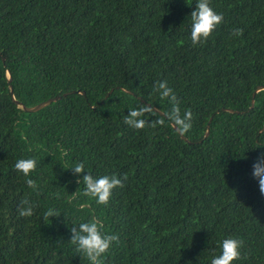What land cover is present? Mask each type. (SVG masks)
Returning <instances> with one entry per match:
<instances>
[{"label": "trees", "instance_id": "obj_1", "mask_svg": "<svg viewBox=\"0 0 264 264\" xmlns=\"http://www.w3.org/2000/svg\"><path fill=\"white\" fill-rule=\"evenodd\" d=\"M195 3L0 0V264H90L69 240L94 217L120 238L103 264H210L229 237L244 242L232 264H264V195L252 176L264 152V0H210L223 22L193 46ZM161 81L192 113L189 142L164 116ZM57 95L35 112L16 103ZM140 104L163 112L142 119L164 123L125 124ZM22 158L37 160L28 177L14 167ZM86 171L127 180L100 205L84 195ZM50 208L61 215L46 218Z\"/></svg>", "mask_w": 264, "mask_h": 264}, {"label": "clouds", "instance_id": "obj_2", "mask_svg": "<svg viewBox=\"0 0 264 264\" xmlns=\"http://www.w3.org/2000/svg\"><path fill=\"white\" fill-rule=\"evenodd\" d=\"M191 18L190 37L193 46L202 44L212 34L216 27L223 22V14L217 13L210 6V0H196L194 10L189 14ZM243 29L236 28L232 35L241 36ZM162 99L167 98L172 105L170 111L164 114L166 119L181 132H187L191 129L192 113L190 110H185L181 114L179 101L176 98L173 90L167 85L166 81L158 82L155 85ZM155 115V109L144 104L136 109H132L124 117V123L135 129H143L146 125L155 127L157 124H163L164 119L152 121L150 124L147 120L142 119L145 114ZM63 151V150H62ZM67 153L65 152V155ZM15 170L28 177L31 172L35 171L37 167V160L35 158L19 159L14 165ZM74 175L85 172V165L83 162L77 163L71 168ZM83 175L82 181L85 185L84 195L96 199V203L100 205H108L115 188H123L124 182L127 180V175L117 176L101 175L99 177L93 176L91 172L86 171ZM252 176L258 181L259 191L264 195V152L260 153L252 165ZM78 180L77 183H80ZM26 184L29 188L36 190L38 184L33 179H27ZM19 208V215L22 217H29L33 215L35 205L30 203L27 199L21 201ZM45 217H59L61 214L53 209H48L45 212ZM104 225L98 218H92L88 222L80 223L78 226H73L70 229V242L76 246V251L84 254L89 260L90 264H103V257L113 243L119 244L120 238L118 234H107L104 232ZM243 240L239 238H226L221 243V252L219 255H214L210 264H232L234 260L241 259V249L243 247Z\"/></svg>", "mask_w": 264, "mask_h": 264}, {"label": "water", "instance_id": "obj_3", "mask_svg": "<svg viewBox=\"0 0 264 264\" xmlns=\"http://www.w3.org/2000/svg\"><path fill=\"white\" fill-rule=\"evenodd\" d=\"M8 80H9V81L11 80L9 74H8ZM9 88H10V93H11V95L13 96V89H12L11 85L9 86ZM262 89H264V86H262V85H258L257 88H256V91H258V90H262ZM256 91H255V92H256ZM75 92H79V91L76 90ZM81 93L84 94L85 92H84V91H81ZM66 94H67V93H64L63 95H66ZM107 95H108V94H107ZM107 95H106V96H107ZM59 98H60L59 95H57V96H53V97H50V98H48V99H45V100L41 101L40 103H37V104L32 105V106H26V105H24L23 103H21V102H19V101H16V103H17L18 106H20L21 109H22L23 111H25V112H35V111H37V110H39V109H41V108H43V107L49 105L51 102H54V101L58 100ZM252 104H253V100H252ZM148 105H149V104H148ZM153 108H154L155 111H156L157 113H159L160 115L163 114V112H162L161 110H159L158 108H156V107H153ZM226 110H227V111H233L232 109H226ZM209 123H210V119H209L208 124H207L206 132H205V134H204L205 137H206V136L208 135V133H209ZM172 126H173V125H172ZM173 128H174L176 131H178V130L176 129V127L173 126ZM263 128H264V126H263ZM178 133H179L181 139H183V140L186 141V142H189V140L186 138V136H185L183 133H181V132H179V131H178Z\"/></svg>", "mask_w": 264, "mask_h": 264}]
</instances>
